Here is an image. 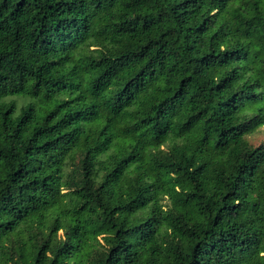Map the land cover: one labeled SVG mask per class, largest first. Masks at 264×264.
Listing matches in <instances>:
<instances>
[{
	"label": "trees",
	"instance_id": "trees-1",
	"mask_svg": "<svg viewBox=\"0 0 264 264\" xmlns=\"http://www.w3.org/2000/svg\"><path fill=\"white\" fill-rule=\"evenodd\" d=\"M264 0H0V264H264Z\"/></svg>",
	"mask_w": 264,
	"mask_h": 264
},
{
	"label": "rangeland",
	"instance_id": "rangeland-1",
	"mask_svg": "<svg viewBox=\"0 0 264 264\" xmlns=\"http://www.w3.org/2000/svg\"><path fill=\"white\" fill-rule=\"evenodd\" d=\"M250 143L257 147L264 143V128L258 130L255 134L248 137Z\"/></svg>",
	"mask_w": 264,
	"mask_h": 264
}]
</instances>
